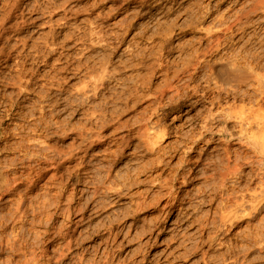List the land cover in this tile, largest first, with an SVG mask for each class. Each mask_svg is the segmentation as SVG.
I'll return each instance as SVG.
<instances>
[{"label":"rangeland","instance_id":"obj_1","mask_svg":"<svg viewBox=\"0 0 264 264\" xmlns=\"http://www.w3.org/2000/svg\"><path fill=\"white\" fill-rule=\"evenodd\" d=\"M253 2L0 0V264H222L235 241L243 249L246 242L238 234L262 215L225 236L218 232L222 199L210 201L221 182L211 163L223 157L225 142L205 151L190 181L178 176L166 189L162 185L178 163V129L199 131L210 109L221 110L202 99L215 86L207 82L204 63L223 54L210 50L224 19L249 11ZM259 11L242 19L247 32L235 39L243 44L235 40L222 51L247 44L242 47L263 48ZM195 99L202 101L194 107L189 103ZM231 99L236 110L248 105ZM159 120L170 127L162 143L170 150L164 148L160 158L138 138L141 128ZM213 125L232 130L230 123ZM234 142L231 148L242 150L239 168L250 171L246 161L257 157ZM196 152L192 160L200 158ZM72 172L83 177L78 185L70 182ZM236 177L228 176L227 185ZM116 186L123 189L118 197L106 190ZM71 203L68 221L61 212Z\"/></svg>","mask_w":264,"mask_h":264},{"label":"bare ground","instance_id":"obj_2","mask_svg":"<svg viewBox=\"0 0 264 264\" xmlns=\"http://www.w3.org/2000/svg\"><path fill=\"white\" fill-rule=\"evenodd\" d=\"M248 1H250V0H248ZM240 8H241V6H240ZM245 8H247V7H245ZM257 10H261L259 12L264 13V0H254L249 11H244L242 13H241V11H243V10H241L240 12L237 11L238 14L233 11L236 14L233 16V18H231L232 20L230 19L231 21L230 20L226 21V19L223 18L225 20V23H224L223 28L221 29L222 35L213 40V43L211 45V50H210L212 53L223 52V54H221L220 56L218 55V57H220V58L216 62H213L214 60L212 62H209V60H205V63H204V65H206L205 68L206 69L208 68L207 82L208 83L212 82L213 84H215V86L212 88L214 94L212 96L207 97L205 93H201L202 99L203 98L205 100L209 99V103L211 106H213V107L218 106L219 108L221 107V110L218 109L220 111L218 113H216V112L212 111L213 109H210L207 116H204L203 122L200 126L199 131L195 130L196 131L195 132L194 129L196 127H193L192 129H190L191 133L188 134L190 131L189 132L184 131V130H186V127L184 128V130L178 129V131L181 133V136L183 137V138H181L182 141L179 143V145L176 144L177 146H179L178 149H176V145H175V147H173V150H175L174 153L176 155L179 154L178 163L176 162L175 166H172L171 168L169 167L172 171L171 173H174V174H173V176L169 177L168 179H165L166 182L164 185L161 184L162 188L166 189V185H167L168 180L169 179H171L172 181L176 180V178L178 176H180V178H182L183 183H187L188 180L190 179L191 175L195 172V168L199 164H201V162L203 161L202 160L203 157H201V156H203L205 153H207L205 151L208 150V148L211 147L212 145H213V147H212L213 150H217L218 144L225 142L224 145H226V146L224 148L223 147L221 148L223 150V157H219V155L217 154L218 155L217 158L212 160L213 162L211 163V165L214 166V168H215L214 174L219 175V177H221L220 185L216 186V187H214L215 186L214 185L213 186L214 189L212 188L214 197L211 198V200H210L213 204L216 201V199L218 198V196H220L222 199L220 202L221 207L219 209L220 225L218 227V232H221V234L225 233L226 235L231 234L233 232V230L236 229L235 227L240 226L239 225L240 223L247 222V224H250L254 220L258 219L259 215L260 216L262 215V217H260V220H259L260 222L259 221H258L259 223L257 222L259 225L257 224L254 227H251L250 230L247 232L241 233V231H240L239 234L236 232L238 235H241L240 238H243L244 242H246V243H244V245H241L242 246L241 248H243L245 251H242L243 249L242 250L240 249L241 251L237 250V249H239L240 244L238 246V244H236L237 241H235V240H234L235 242L233 241L234 243L232 244L230 242L231 239L229 240L228 243H231L232 245L228 247L227 251H225L226 252L225 255L222 254V257H223V255L225 256L224 257V263L226 262L225 264H243L244 262H245L244 264H252V263H254L255 260H258V259H263V262H264V224H263L264 223V62H262V60H264V46L262 48V46L259 45L260 48H262V49H260L258 47L256 49V46H255V48H254L255 50H253V48L247 49L248 47L243 48V47L247 46L248 45L247 44L245 46L242 45L243 47L242 46H240V47L235 46L234 48L229 47L227 50L222 51L223 49H225V47H228L227 46L228 44L229 45L231 44L233 46L235 40H236V43L238 41L240 43L241 37H238L237 39H235V38L238 35H240L241 33L245 35L246 34L245 32H247L246 31V25L242 24V23H244V21L242 22V19L244 17H246V18L251 17V16H249V14L251 12H255V11L257 12ZM9 17L10 16H8L7 18H9ZM229 17L230 16L228 15L226 18H229ZM262 18L263 17H260L259 18L260 20L257 18L258 21L257 20L256 21L259 22V21H261ZM252 19H253V17H252ZM254 21H255V19H254ZM262 23H260V25ZM258 24H256V25H258ZM248 25H250L249 22H248ZM254 26L255 25H253L252 29H254ZM262 28H264V26H262ZM262 30H264V29H262ZM235 33H237V34H235ZM262 34L259 37H262ZM243 38H244V36H243ZM247 38L249 39L248 35H247ZM211 39H213V38H211ZM244 40H245V38H244ZM256 40H258V39H256ZM259 40H260L259 41V44H260V42L262 40H261V38ZM245 42H246V40H245ZM255 42H258V41H254V43ZM262 42L264 44V41H262ZM240 44H243V43H240ZM251 47H253V46H251ZM221 73H223V75H224L223 78H220ZM188 78H186V79H188ZM237 78H242V80L239 83L234 84V82L236 81ZM243 86H245L244 87L245 89L242 88ZM177 98L179 101V97H177ZM231 98L235 99V100H238L241 98L242 100H244V102L247 100V102H245V103H247L248 105L241 106L240 108H237L239 110H236V108L235 109L233 108L234 105H233V107L231 105H229V100ZM202 99H195L189 104H192L195 107L196 105L200 104ZM240 100H238V101H240ZM12 102H14V101H12ZM237 103L236 104L234 103V104L237 105ZM224 105L225 106L228 105V106H226V107H228L227 108L228 110H225L226 108L224 107ZM240 105H242V104H240ZM171 110H172V108H170V112H168L166 115H169L170 113H172L173 110L172 111ZM177 117H178V115L174 116V118H177ZM161 120H162V118H161ZM215 122L228 123V124L230 123V126L232 127L231 132L228 133L224 130H219V131L214 130L213 123H215ZM156 123H157V125L153 124V125L149 126V124H147L146 126L141 128V130L138 133V138H139L141 143L142 142L145 143L146 149H149L152 153H155V155H158L157 156L158 158H160L162 152H164V148H166L163 146L162 143L167 138V134L169 132L168 129L170 127L168 128V126L161 124L160 120ZM182 126H181V128H182ZM175 133H177V131ZM218 134L222 137L221 138L218 137V140L217 139L215 140L214 136L218 135ZM176 136H178V135L176 134ZM236 139H238L239 142L241 143V145H245L247 147V149L249 151H251L252 153H254L255 156L257 157V159H254L253 155H252V157H249V158H253V160H247L246 161L252 165L251 170L248 172H245L243 169H240L238 166L237 161H240V160H237V159L242 158L241 153H239L242 150L239 149V150H241V151H239L238 149H236V147L231 148V147H233L232 145L235 144L234 140H236ZM189 140L191 142H189L187 144V141H189ZM117 142H118V140L116 141V143ZM129 142H127L126 147L130 146ZM201 142H204V144L202 146L200 145ZM204 145L206 147H204ZM141 146L142 145H140V147ZM142 147H144V146H142ZM166 149H168V148H166ZM196 149H199V151H200V153H199L200 158H198V160H192L194 158V157H192V155L195 154ZM169 150L170 149H168V151ZM171 151H172V149H171ZM117 153H118L119 157H122L125 154V151L123 152V150H122L120 153L119 152H117ZM169 154H170V152H169ZM176 155H173V156H176ZM233 157H235V159ZM111 160H112V158H111ZM232 161H235V163L233 162L234 164H232L231 163ZM164 162H163V160H160L159 164L164 163ZM189 164H192V165L196 164V165H195V167L192 166V167L184 170L185 166H187ZM239 164H241V161ZM256 164L259 165V167H260V168L258 167L259 168L258 172H256L257 170L255 171L253 169V167ZM166 165H171V164L168 161L165 163V166ZM246 165H248V164L246 163ZM174 170H176V171H174ZM143 171H144V169H143ZM230 175H233V176L236 175L237 177L233 182L231 180L232 183L230 185H227L226 180H227L228 176L230 177ZM81 176L82 175H80L77 172L76 173H74V172L70 173V175H69L70 182H72V184L78 185L79 183H81V181L83 179V177H81ZM256 179H257V181H259V183L256 184L257 185L256 187L251 188L252 184L255 182ZM228 180H229V178H228ZM244 182H245V184H244ZM242 184H244V186H242ZM106 190L108 192L116 195V197L120 196L122 194V191H123L122 188L117 187V186L116 187H109ZM96 193H97V191H96ZM96 193H94V195ZM171 194H172V192H171ZM206 196H207V194H206ZM182 199H181V201H182ZM171 205L174 207L175 203L174 204L172 203ZM80 209H82L84 211V212H82L83 213V220H84V218L86 217L85 214H87V212H85V211H88V210H85L86 209L85 207L80 208ZM61 213L65 214L64 216H67L68 221L72 220L73 219L72 216L74 213L72 203L68 207H66V209ZM211 221L214 222L213 219H211ZM63 227H65V226H63ZM243 231H245V230H243ZM47 233L48 232H45V235H47ZM58 233H59V235H61L62 231H60ZM112 234H113V232H112ZM240 241H241V239H240ZM226 242H227L226 240L224 242L222 241L221 244L222 243L225 244ZM70 243H71V240H68L67 244L69 245ZM241 243H243V242L241 241ZM257 244L259 245V249L254 250V248H257V247H255V245H257ZM228 245H230V244H228ZM239 252L243 253V256H242V257H244L243 260L241 257L242 254ZM253 254H255V256ZM219 255L221 256V254H219ZM219 255H218V257H219ZM251 255H253V256H251ZM222 257L220 260L223 264ZM106 263H107V260H106ZM110 264H113V261H111Z\"/></svg>","mask_w":264,"mask_h":264}]
</instances>
